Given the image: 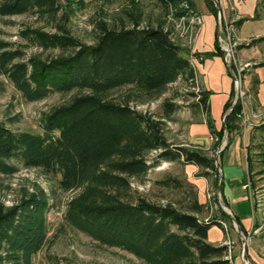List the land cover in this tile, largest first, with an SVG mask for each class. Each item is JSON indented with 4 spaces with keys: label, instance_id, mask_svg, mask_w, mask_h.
I'll return each instance as SVG.
<instances>
[{
    "label": "trees",
    "instance_id": "1",
    "mask_svg": "<svg viewBox=\"0 0 264 264\" xmlns=\"http://www.w3.org/2000/svg\"><path fill=\"white\" fill-rule=\"evenodd\" d=\"M159 1L176 18L200 13L197 0ZM203 1L218 16L216 1ZM263 6L264 0H258L255 19H264ZM59 10L58 0H0L2 17L35 12L56 19ZM129 14L130 25L112 27L100 23V32L93 43L73 37L60 23L62 33L28 30L43 46L68 50L54 57L25 59L22 50L9 49L7 42L0 41V74L28 101L42 100L55 92L77 91L70 100L42 117L43 133L16 131L0 122V174H14L23 165L57 176L62 190L78 191L68 202L65 215L72 226L101 243L125 248L149 264H231L226 257L228 245L208 240L210 227L223 226L225 216L229 217L227 213L220 210L219 214L202 218L200 215L209 206L200 203L195 191L190 192L187 207H178L172 202L162 204L143 196L133 199L128 193L131 177L143 178L159 159L198 165L200 176L212 178L218 173L214 156L198 148L171 147L161 121L131 105L133 92L120 99L111 96L123 87L159 93L180 77L194 81L197 76L188 53L174 41L163 22L141 26L142 11ZM245 20L238 19L235 26L240 27ZM254 41H264V35ZM193 55L223 56L218 36L214 51ZM195 94L207 114L206 122L217 144L226 129L223 124L218 130L211 115L212 91L203 87ZM234 96L233 87L225 113L233 106ZM167 106L172 110V104ZM241 113L242 103L237 101L225 116L229 144L239 132L237 120ZM259 127L264 130V123ZM154 150L160 153L150 162L147 154ZM247 150L251 188L256 166L252 149ZM160 182L167 187H183L176 177ZM215 182L218 185L217 179ZM224 184L222 195L227 203ZM50 199L46 190L38 188L24 193L11 205L0 202V264L35 263V254L48 240ZM235 217L246 231L240 216ZM51 264L58 262L51 259Z\"/></svg>",
    "mask_w": 264,
    "mask_h": 264
},
{
    "label": "rangeland",
    "instance_id": "2",
    "mask_svg": "<svg viewBox=\"0 0 264 264\" xmlns=\"http://www.w3.org/2000/svg\"><path fill=\"white\" fill-rule=\"evenodd\" d=\"M58 1L60 10L56 19H52L48 14L35 12L0 16V41L7 42L9 49L22 50L25 53V59L32 56L54 57L67 53L68 50L61 47H45L34 40L27 31L62 33L60 23L73 37L84 43H93L100 32V23L103 22L112 27L130 25L132 18L129 13H135L140 9L143 13L141 26L157 25L163 22L174 41L188 53L194 66V58L200 59L193 55L195 52L193 49L202 24L197 23L195 15L176 18L173 13H167L159 0ZM215 1L217 6H221L222 12L221 20L219 15L217 16L219 44L225 59L227 51L224 48L231 49L232 61L227 64L228 66L232 64L234 76L238 80L236 84L234 79L233 101L239 92L238 101L242 103V113H246L249 117L245 120L239 115L237 120L239 132L232 136V141L222 158L219 157V165L223 182H225L224 188L230 184L233 186V192L238 195H249V200L243 201L239 207V216L241 220L253 221V223L243 233L239 232L233 219L219 205L220 200L228 209L222 192L218 199V185L214 183L217 179L219 184L218 169V173L212 176V189L208 193L211 205H208L209 209L200 216L206 218L210 213L216 215L220 210L229 215V217L225 216L227 227L223 226L226 234L223 243L227 244L228 248L231 247L232 251L228 249L226 254L231 264H264V130L259 127L264 123V41H254L255 38L263 36L264 21L254 18L258 0ZM197 6L201 13L207 11L203 0H197ZM231 7L240 16L246 18L239 31L235 26L237 19L230 21L226 17V14L231 13ZM261 13L264 15V6L261 8ZM198 15L202 18L200 13ZM219 32H221L222 40ZM201 89L203 85L197 72L194 81L180 77L159 93L150 94L140 90L134 91L132 87H123L113 91L111 96L120 99L123 95L133 92L131 105L152 119L161 121L162 131L171 147L176 148L182 145L191 150L198 148L216 159L218 151L226 141V134L218 142L219 144L217 143L218 145L217 138L213 137L209 149L193 144L190 138L191 124L203 119L205 114L202 105L198 104L199 97L195 94ZM75 93L77 91L55 92L42 100L28 101L5 75L0 74V122H4L16 131L28 130L43 133L42 117L54 107L70 100ZM167 103L173 105L172 110ZM206 129L204 124H195V132H191V137L208 140L210 132L208 133ZM247 149H252L256 167L251 188L243 192L242 184L250 181L246 160ZM159 153L160 150L151 151L147 154V159L152 162ZM188 167L179 160L159 159L143 178L131 177V189L128 193L133 199L136 196H143L154 202L162 204L172 202L178 207H187L190 192L197 193V186L189 176L193 173ZM199 173L200 171L193 175L200 176ZM230 173L234 176L232 182H230ZM168 177L179 178L183 187H167L160 182ZM57 181V176L41 168H28L23 165H19L18 172L14 174H0V202L5 205L16 203L24 193L33 192L38 188L46 190L51 195V206L47 212L48 240L35 254L34 264H51V259L58 264H149L125 248L101 243L88 233L72 226L65 215L68 202L78 191L62 190ZM233 238L236 241L235 244ZM245 240H247V250L243 256Z\"/></svg>",
    "mask_w": 264,
    "mask_h": 264
},
{
    "label": "crops",
    "instance_id": "3",
    "mask_svg": "<svg viewBox=\"0 0 264 264\" xmlns=\"http://www.w3.org/2000/svg\"><path fill=\"white\" fill-rule=\"evenodd\" d=\"M206 12L201 13L202 15V25L200 26L197 38L195 40L194 44V51L205 53L209 51L215 50V40L217 37V30L219 29V22L218 17L214 14H212L208 8L206 7ZM230 14H226V17L230 21H234L235 19L245 18L243 16H240V14L235 11L232 7L230 9ZM260 21H264V19H259ZM241 27V26H240ZM237 30L239 31V28ZM264 35V33L262 34ZM239 37V34H238ZM195 60V67L197 72L199 73L201 77L202 85L207 90H213L214 92L210 95L209 103H210V112L215 120V125L217 129H221L223 126V117L225 114V108L227 102L230 100L231 97V91L234 86V77L231 74L229 70V66L227 64L226 59L222 55H217L212 58H194ZM205 113V112H204ZM207 114L205 113L203 116V119L193 122L190 126V138L193 144L200 145V147L209 149L211 148L213 136L210 133L209 139H199V138H192L191 132H195V124L201 123L205 125L206 130L209 131V127L206 122ZM207 126V127H206ZM242 150L244 151L243 147ZM189 166L188 168L191 170L193 174L198 173L201 171L200 166L195 164H187ZM193 174H190L191 181L197 186V197L200 201V203L205 205H211V200L208 198V193L211 192L212 189V178L211 177H205V176H195ZM233 175L230 173V182H232ZM242 180V179H241ZM245 184V183H244ZM244 184H242L241 190L248 191V189L244 188ZM233 186L228 184L224 188V194L227 199V205L229 211L233 215H239L240 213V205L245 202L246 199L249 200V195H238L237 193L233 192ZM251 196V195H250ZM211 215V213H210ZM209 215V216H210ZM209 216H205L208 218ZM226 222V220H223ZM244 226L246 229L251 226L252 222L249 221H243ZM232 236V235H231ZM226 234L224 232L223 226L214 225L211 226L209 229V235L208 240L215 244H221L225 241ZM234 240V238H233ZM236 243V241H235ZM234 243V244H235Z\"/></svg>",
    "mask_w": 264,
    "mask_h": 264
},
{
    "label": "water",
    "instance_id": "4",
    "mask_svg": "<svg viewBox=\"0 0 264 264\" xmlns=\"http://www.w3.org/2000/svg\"><path fill=\"white\" fill-rule=\"evenodd\" d=\"M221 6L219 5L218 6V15H221ZM219 37H221V32H219ZM229 70L231 72V74L233 75L234 79H235V76H234V71H233V66L232 64L229 65ZM239 96H240V93L238 92L237 96H236V99L234 100V104L233 106L237 103L238 99H239ZM233 106L230 107L227 112L224 114V120H225V116L227 113H229V111H231L233 109ZM223 120V122H224ZM224 127L226 129V141L225 143L222 145V147L220 148V150L218 151L217 153V156H216V159H215V163H216V166H217V169L220 171V180H219V184H218V187H217V192H218V199L220 198V194L222 192V188H223V175H222V170L220 168V165H219V157H220V154L225 150V148L228 146L229 142H230V134L226 128V125L224 123ZM219 205L221 206V208L223 210H225L229 215L230 217L233 219L235 225L237 226V229L239 232H242L243 233V229L241 228V226L239 225L238 223V220L237 218L235 217V215H233L231 213V211H229L227 209V207L223 206L222 203L220 202L219 200ZM243 256H245V253H246V250H247V240L244 241V244H243ZM245 258V257H244Z\"/></svg>",
    "mask_w": 264,
    "mask_h": 264
},
{
    "label": "built area",
    "instance_id": "5",
    "mask_svg": "<svg viewBox=\"0 0 264 264\" xmlns=\"http://www.w3.org/2000/svg\"><path fill=\"white\" fill-rule=\"evenodd\" d=\"M196 16V18H197V23L198 24H202V18L199 16V15H195ZM219 19L221 20V15H219ZM220 39L222 40V36L220 37ZM225 49V51H227V58H226V61L227 62H231L232 61V54H231V49H229V48H224ZM235 82H236V84L238 83V80L235 78ZM240 116L241 117H243V119H245V120H247L249 117L246 115V113H242V114H240ZM244 188H246V189H249L250 188V183L248 182V183H245L244 184ZM222 224H223V226H225V227H227V224L224 222V221H222ZM233 242L235 243V240H233ZM230 243V242H229ZM231 248V247H230ZM230 248H228L229 249V251H232V250H230ZM231 255V254H230Z\"/></svg>",
    "mask_w": 264,
    "mask_h": 264
}]
</instances>
